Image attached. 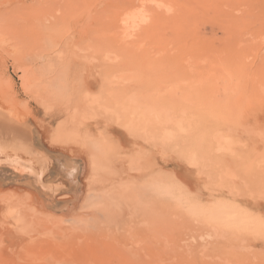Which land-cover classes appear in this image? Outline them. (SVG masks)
<instances>
[{
  "label": "rangeland",
  "instance_id": "rangeland-1",
  "mask_svg": "<svg viewBox=\"0 0 264 264\" xmlns=\"http://www.w3.org/2000/svg\"><path fill=\"white\" fill-rule=\"evenodd\" d=\"M27 69L64 86L81 74L95 93L109 84L121 104L169 87L173 106L181 94L264 138V0H0V264H264V244L207 234L140 197L160 171L214 192L205 159L156 151L172 125L141 115L130 133L62 97L44 106L22 88ZM101 134L123 148L109 168L85 146Z\"/></svg>",
  "mask_w": 264,
  "mask_h": 264
},
{
  "label": "bare ground",
  "instance_id": "bare-ground-1",
  "mask_svg": "<svg viewBox=\"0 0 264 264\" xmlns=\"http://www.w3.org/2000/svg\"><path fill=\"white\" fill-rule=\"evenodd\" d=\"M54 39L57 40L58 37L55 36ZM56 40L49 42L51 47L58 45V40ZM61 69L60 72L63 74L64 68L61 67ZM130 72L122 77L123 81L121 83L128 84L135 77L133 72L136 73V71ZM67 78L69 79V77ZM54 79L56 80H51L48 83H45L46 79L39 82V78L31 76L27 69L23 71L22 88L27 96L44 106L50 104L51 101L45 100L42 95L48 94L56 99L62 97L69 101L71 105L85 106L87 113H92V117L95 116L93 113H96V115L102 113L103 118L111 123H116L117 126L121 125L120 127H122L123 125L127 132H130L128 128L130 129V125H133V122L141 115L149 118L153 117L157 120L163 119L162 121L166 122L164 126L168 128L172 125L173 129L166 131V128H163L166 131L162 136L164 145L161 146L163 143H159L161 147L157 148L156 151L166 157H172L175 161L184 163H194L199 157H202L207 163V165L204 164L203 172L208 177H219L218 182L205 187L214 191L207 194L203 193L200 186L183 174L181 176L171 171L156 172L145 181V184H142L144 185V191L141 190L140 197L151 198L164 204V206L166 205L174 213L183 216L185 221L190 222L189 224L203 228L202 232L205 230L206 233L209 232L217 237L221 235L225 239L228 237L229 239L239 240L238 244L243 241L252 244H264V138L251 132L252 130L247 127L233 125L234 121L224 114L225 112H217V109L213 110L211 106H209L211 108H203V105V107H199L200 105L181 103L183 101L180 98L181 94L178 95V101L180 99L181 102L173 106L171 103L177 102V99L175 93L172 90L170 91L169 87L165 88L166 90L169 89V92L157 99H155L156 95L162 90H159L158 94L157 90H150L154 91V94L156 92V95L153 99H148L147 96H145L147 98H138V93L135 91L130 92L128 90L130 88H128L126 92L129 91L130 95L126 98V102L124 100L125 103L121 104L119 98L118 102L113 100L110 102V98L106 96L108 94L110 97V93L113 91L109 84H107V87H101L100 92L95 93L92 86L83 79L81 74L74 76L73 80L71 79L72 83L68 86H64L59 79L57 80L56 76H54ZM135 87H138V85ZM139 90L141 92L143 89L140 88ZM146 92H149V90H145ZM147 94L151 95V93ZM154 94L152 95L154 96ZM104 95L108 100H105L107 98ZM114 95H112L113 98ZM118 95L122 94L118 93ZM144 98L146 101L142 100ZM76 111L79 112L78 109ZM147 117L145 121L148 120ZM84 118L89 119L88 116H84ZM142 119L139 122L142 123ZM236 122L235 124H238ZM139 135L137 136L136 133L135 137H140ZM85 143L87 151L92 156V162L97 168L100 166L109 168L113 158L121 155L123 151L117 139H111L105 134L97 137L88 136ZM108 171L105 172L108 173ZM247 195L251 196L253 200H247ZM112 204L115 205L114 202ZM209 236L213 239L212 235L209 234Z\"/></svg>",
  "mask_w": 264,
  "mask_h": 264
}]
</instances>
